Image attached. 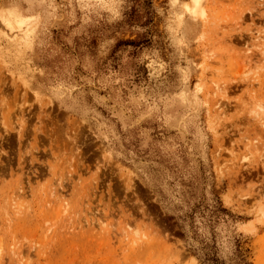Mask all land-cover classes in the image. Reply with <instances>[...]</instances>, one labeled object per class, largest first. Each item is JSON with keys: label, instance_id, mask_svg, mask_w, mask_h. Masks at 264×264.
Instances as JSON below:
<instances>
[{"label": "rangeland", "instance_id": "rangeland-1", "mask_svg": "<svg viewBox=\"0 0 264 264\" xmlns=\"http://www.w3.org/2000/svg\"><path fill=\"white\" fill-rule=\"evenodd\" d=\"M205 242L264 264V0H0V264Z\"/></svg>", "mask_w": 264, "mask_h": 264}, {"label": "trees", "instance_id": "trees-1", "mask_svg": "<svg viewBox=\"0 0 264 264\" xmlns=\"http://www.w3.org/2000/svg\"><path fill=\"white\" fill-rule=\"evenodd\" d=\"M212 208L210 209V213L215 215L217 211H225L220 206H218L216 203L211 205ZM183 218H181L180 227L184 228L185 224L183 223ZM201 250V251H200ZM196 251V250H195ZM200 252H194V255H196L198 258L202 260L204 264H227L226 260L224 258H221L216 253L215 249L213 248V245L210 243L205 242V244L201 245V248L199 249Z\"/></svg>", "mask_w": 264, "mask_h": 264}, {"label": "bare ground", "instance_id": "bare-ground-1", "mask_svg": "<svg viewBox=\"0 0 264 264\" xmlns=\"http://www.w3.org/2000/svg\"><path fill=\"white\" fill-rule=\"evenodd\" d=\"M14 17V15H12V14H9V15H7V16H4V19H5V21H7V23L9 24V25H14V23H15V19L13 18ZM21 18V17H20ZM19 18V19H20Z\"/></svg>", "mask_w": 264, "mask_h": 264}]
</instances>
